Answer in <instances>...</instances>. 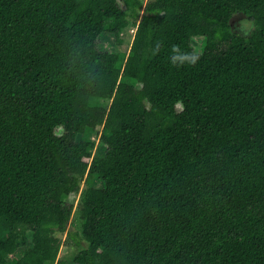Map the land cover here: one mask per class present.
Returning a JSON list of instances; mask_svg holds the SVG:
<instances>
[{"label": "trees", "instance_id": "16d2710c", "mask_svg": "<svg viewBox=\"0 0 264 264\" xmlns=\"http://www.w3.org/2000/svg\"><path fill=\"white\" fill-rule=\"evenodd\" d=\"M143 1L0 0V264H264V0Z\"/></svg>", "mask_w": 264, "mask_h": 264}, {"label": "rangeland", "instance_id": "374dc122", "mask_svg": "<svg viewBox=\"0 0 264 264\" xmlns=\"http://www.w3.org/2000/svg\"><path fill=\"white\" fill-rule=\"evenodd\" d=\"M146 1L147 0H144L143 3ZM141 14H142V8L139 10L138 20ZM233 24H234V29L244 35L251 33L254 28L252 20L244 15H239L238 17H235ZM131 31H133L132 28L126 31L124 30L122 33H120V43H116L115 36L112 33H110L109 31H104L99 36L100 47L106 48L110 51H115V52L119 50L127 54L129 50V46L132 41ZM193 41H194V45L197 48V50H201L203 39L199 37H195ZM176 106L177 108L181 107L180 104H177ZM57 131L58 132L60 131L59 127L57 128ZM92 138L94 139V136H92ZM97 141L98 139L97 137H95L96 144H97ZM80 225H81V221L78 220V214L76 212H73L71 215L70 221L66 227V230L62 233H58V237H60L61 239V241H59L60 243L59 254L60 255L64 254L67 249L70 252V248L68 244L70 240L66 236L67 232H70L71 234L72 232L78 231V229L80 228ZM28 240L30 241V237ZM12 258L14 257L11 254H8L6 257L7 260H11ZM55 263L56 262H54L53 264Z\"/></svg>", "mask_w": 264, "mask_h": 264}, {"label": "clouds", "instance_id": "9594fccd", "mask_svg": "<svg viewBox=\"0 0 264 264\" xmlns=\"http://www.w3.org/2000/svg\"><path fill=\"white\" fill-rule=\"evenodd\" d=\"M171 62L173 64H183L187 63H195L197 60V56L183 52L180 50L179 46L173 45L172 55H171Z\"/></svg>", "mask_w": 264, "mask_h": 264}]
</instances>
